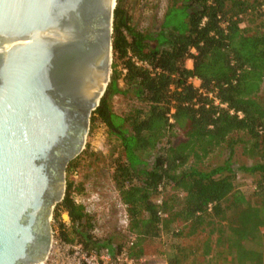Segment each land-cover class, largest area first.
Segmentation results:
<instances>
[{"label": "trees", "instance_id": "obj_1", "mask_svg": "<svg viewBox=\"0 0 264 264\" xmlns=\"http://www.w3.org/2000/svg\"><path fill=\"white\" fill-rule=\"evenodd\" d=\"M171 1L154 35L131 26L124 9L115 7L112 55L121 71L112 63L110 82L92 112L120 141L111 179L128 231L136 236L127 251L143 257L147 242L167 234L166 264H264V161L240 167L257 176L255 204L236 189L228 160L198 168L222 144L232 153V135L240 132L249 137V154L264 159V0ZM172 8L185 13V30L166 21ZM194 77L199 88L189 80ZM116 94L145 107L116 114L110 105ZM73 191L82 185L68 181L54 209L55 218L61 208L70 220L69 227L58 223L59 235L88 249L123 248L126 235L99 243L93 216Z\"/></svg>", "mask_w": 264, "mask_h": 264}, {"label": "water", "instance_id": "obj_2", "mask_svg": "<svg viewBox=\"0 0 264 264\" xmlns=\"http://www.w3.org/2000/svg\"><path fill=\"white\" fill-rule=\"evenodd\" d=\"M116 0H0V264H40L110 82Z\"/></svg>", "mask_w": 264, "mask_h": 264}, {"label": "rangeland", "instance_id": "obj_3", "mask_svg": "<svg viewBox=\"0 0 264 264\" xmlns=\"http://www.w3.org/2000/svg\"><path fill=\"white\" fill-rule=\"evenodd\" d=\"M171 3V0H116L115 7L118 5L125 10L131 26L143 33L154 35L160 29ZM166 21L173 22L180 30H185L187 25L185 13L178 8L169 10ZM112 63H116L117 71H121V67L113 59V55ZM112 63L110 79L113 71ZM119 83L123 88L121 81ZM262 86L264 87V81ZM110 101L112 110L119 115L129 112L132 107H145L144 103L134 100L130 95L116 94L111 97ZM232 137L236 139L232 153L228 150L226 143L222 144L199 163L198 168L209 170L224 165L228 160L234 175L236 189L242 192L252 204H255L258 199L252 193L257 176L242 171L240 167L263 162L264 159L249 154V137L245 133H235ZM119 148L120 141L117 137L109 132L108 127L101 120L92 118L91 114L84 148L73 161L76 163L75 167L65 171V188L68 181H72L74 187L82 185V191H73L72 196L76 202L84 205L86 211L93 216V235L101 244L107 240L116 243L120 240L121 235H125L121 201L111 179L113 163ZM55 206L50 222L53 229H58V223H63L62 214L65 211L58 208V217L55 218ZM243 243L250 247L254 246L250 241ZM146 244L147 253L143 257V264H161L165 260L162 251L170 250L171 238L169 235L163 234L158 239Z\"/></svg>", "mask_w": 264, "mask_h": 264}, {"label": "built area", "instance_id": "obj_4", "mask_svg": "<svg viewBox=\"0 0 264 264\" xmlns=\"http://www.w3.org/2000/svg\"><path fill=\"white\" fill-rule=\"evenodd\" d=\"M134 60L136 64L150 69L148 63ZM189 80L195 87L199 88L200 81L197 77L190 78ZM156 201L160 202V198ZM120 203L123 210L124 234L128 239L127 244L123 248L120 250H113L108 247L88 249L81 242L65 240L59 235L58 229L54 228L50 248L40 264H143L144 256L135 258L127 251L128 247L134 244L136 236L128 231L127 212L122 202ZM62 222L65 226H69L70 224L66 212L62 214ZM161 264H166V260Z\"/></svg>", "mask_w": 264, "mask_h": 264}, {"label": "crops", "instance_id": "obj_5", "mask_svg": "<svg viewBox=\"0 0 264 264\" xmlns=\"http://www.w3.org/2000/svg\"><path fill=\"white\" fill-rule=\"evenodd\" d=\"M186 66H187L188 68H191V66H192V61H191V60H187V61H186Z\"/></svg>", "mask_w": 264, "mask_h": 264}, {"label": "bare ground", "instance_id": "obj_6", "mask_svg": "<svg viewBox=\"0 0 264 264\" xmlns=\"http://www.w3.org/2000/svg\"><path fill=\"white\" fill-rule=\"evenodd\" d=\"M85 140H86V137H85Z\"/></svg>", "mask_w": 264, "mask_h": 264}, {"label": "flooded vegetation", "instance_id": "obj_7", "mask_svg": "<svg viewBox=\"0 0 264 264\" xmlns=\"http://www.w3.org/2000/svg\"><path fill=\"white\" fill-rule=\"evenodd\" d=\"M125 11V10H124ZM125 15H126V13H125Z\"/></svg>", "mask_w": 264, "mask_h": 264}]
</instances>
